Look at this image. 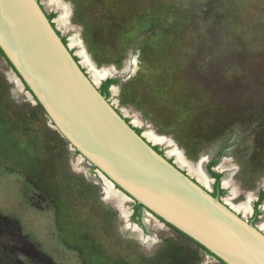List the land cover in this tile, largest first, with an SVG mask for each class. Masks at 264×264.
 I'll return each instance as SVG.
<instances>
[{"label":"rangeland","instance_id":"obj_1","mask_svg":"<svg viewBox=\"0 0 264 264\" xmlns=\"http://www.w3.org/2000/svg\"><path fill=\"white\" fill-rule=\"evenodd\" d=\"M58 2L67 25L43 0L81 61L115 71L99 83L117 80L108 96L156 147L176 160L170 139L189 172L234 170L235 203L264 188V0ZM79 156L0 52V264H223L145 225L133 199L120 209Z\"/></svg>","mask_w":264,"mask_h":264},{"label":"water","instance_id":"obj_2","mask_svg":"<svg viewBox=\"0 0 264 264\" xmlns=\"http://www.w3.org/2000/svg\"><path fill=\"white\" fill-rule=\"evenodd\" d=\"M46 11L43 0H0V48L69 145L141 203L144 214L148 211L173 225L215 258L226 264H264V230L258 222L234 209L224 196L213 195L166 150L139 133L101 92L103 80L96 84L76 59L79 55L69 37L63 40L57 16L49 18ZM204 171L211 179L206 164Z\"/></svg>","mask_w":264,"mask_h":264},{"label":"bare ground","instance_id":"obj_3","mask_svg":"<svg viewBox=\"0 0 264 264\" xmlns=\"http://www.w3.org/2000/svg\"><path fill=\"white\" fill-rule=\"evenodd\" d=\"M59 0H48V3L50 5H57L59 4L61 9V16H60V23L63 24H68V22L70 23V14H71V9H70V13L68 11H66V9L63 8V6L58 2ZM64 1V0H63ZM58 16V15H57ZM57 18V17H56ZM79 33V32H78ZM74 34V33H73ZM69 41V40H68ZM82 50V48H80ZM81 58H82V64L85 65L88 68V71H90V75L92 77V79L95 81V83H99V81L101 79H103L106 76L112 75L115 73L114 70L112 69H96L93 67V65H90V63L88 62V58L86 56L85 53L81 54ZM117 73V72H116ZM113 91L116 92L117 88L116 86L113 87ZM147 131V130H146ZM146 131L144 132V134L146 133ZM146 136V135H145ZM151 139L153 138L151 134L148 135ZM148 136H146L148 138ZM150 138H148L150 140ZM151 141V140H150ZM153 142V141H151ZM155 143V142H154ZM163 143L169 144L170 145V153H174L176 155V162L179 165H186L184 160L182 159V154L179 148L175 147V144L170 140V139H164ZM168 155V154H167ZM84 158H82V156L80 155L78 159H76V162L78 164L81 163V161ZM225 160V159H224ZM226 162V161H225ZM219 169V168H218ZM99 171V170H98ZM192 174H195L196 177L205 185H209V178L207 177L205 171H204V167H203V161L202 159L199 160L198 162V166L195 169H191L190 171ZM100 174V175H99ZM98 175L102 178V180L104 181V190L106 191V193L111 196L112 198L117 200V205L120 209L125 210L127 208V203L129 201H131L132 198H130L129 196H127L125 193H123L120 189H115V185L112 183V181H110L103 173H99ZM230 173H227V175L224 178L225 184L228 185L230 183ZM234 193V191H233ZM250 196L248 197L247 200H245L244 202H242L240 205L236 206L239 207L240 209H242L247 216V212L249 211V207L251 204L250 201ZM226 200V199H225ZM263 209H264V204H263ZM262 209V210H263ZM152 221L154 222H158L159 220L157 217H154V215L150 214V212L146 211L145 212V216H144V223L145 225L150 224ZM259 227H261V229L264 230V217L263 220L259 222Z\"/></svg>","mask_w":264,"mask_h":264},{"label":"flooded vegetation","instance_id":"obj_4","mask_svg":"<svg viewBox=\"0 0 264 264\" xmlns=\"http://www.w3.org/2000/svg\"><path fill=\"white\" fill-rule=\"evenodd\" d=\"M54 12V10H53ZM47 16L49 18H52L51 15H53V13H50V11H46ZM65 37V36H63ZM104 82L105 80L102 81L99 89L101 90V92H103V87H104ZM213 163V164H212ZM217 165V161H210L206 166L208 171L211 174V189H212V194L213 195H219V196H224L225 193V187L222 184V179L223 176L219 173V171L215 168ZM234 177V176H233ZM233 180V178H232ZM249 191H253V190H249ZM238 192L239 194L237 195V198H235V201L240 202L242 200H239V196L240 194L243 192L241 191V188L238 187ZM248 192V191H246ZM245 192V193H246ZM245 195V194H244ZM264 196V188H261L260 190H257V197L255 199L252 200L251 202V214L249 217V220H253L254 222L259 221L260 219L262 220L264 217V212L261 208L262 203L264 202V198L261 199V197ZM259 203V204H257Z\"/></svg>","mask_w":264,"mask_h":264},{"label":"crops","instance_id":"obj_5","mask_svg":"<svg viewBox=\"0 0 264 264\" xmlns=\"http://www.w3.org/2000/svg\"><path fill=\"white\" fill-rule=\"evenodd\" d=\"M217 168H219L220 169V165L219 166H217ZM227 173H231V180H230V183L228 184V185H226L225 184V181H224V178H225V176L227 175ZM226 173V175L223 177V185L225 186V187H229L230 189H231V192H230V194L229 195H225L224 196V199H226L225 201L229 204V205H231L234 209H236L237 211H239L240 213H242L245 217H248L250 214H251V208L249 207V211L247 212V216H246V213L242 210V209H240L239 207H236V206H238V205H240L241 203H235V198H236V195H237V191H238V188L235 186V185H233V183H232V176H233V173H234V170H229L228 172ZM205 185V184H204ZM210 185H211V180L209 179V185H205V186H207V187H210ZM233 186H235L236 187V192L235 193H233L232 192V188H233ZM250 196V201L252 202V200L253 199H255L256 197H257V191H250V192H248V194L246 195V200L248 199V197ZM264 204V203H263ZM263 204H262V206H261V208L263 209ZM263 211H264V209H263ZM263 220V219H262ZM260 222V221H259ZM259 224V223H258Z\"/></svg>","mask_w":264,"mask_h":264},{"label":"trees","instance_id":"obj_6","mask_svg":"<svg viewBox=\"0 0 264 264\" xmlns=\"http://www.w3.org/2000/svg\"><path fill=\"white\" fill-rule=\"evenodd\" d=\"M53 15H51V17H52ZM63 40L65 41V42H67V39H66V37H63ZM0 52H1V54L3 55V56H5V53L2 51V49L0 48ZM76 59L78 60L79 58L78 57H76ZM10 65L12 66V64L10 63ZM113 83H117V80L116 79H112V78H109V79H107V80H105V82H104V87H103V93H105L106 95H108V93L110 92V86L113 84ZM25 87H26V89L27 90H29L30 91V88H29V86L28 85H25ZM38 105H40L41 107H42V105L40 104V103H38ZM43 108V107H42ZM128 120V119H127ZM136 130L139 132V133H141L142 131H141V129L140 128H136ZM155 148H157L156 146H155ZM77 153H78V151H77ZM213 164V163H212ZM93 168H95L94 166H93ZM264 198V196H262L261 197V199H263ZM257 204H259V203H257ZM144 208V206L141 204V203H138V202H136V204H135V215L136 216H138L140 213H141V210ZM167 225H169V226H171V227H173L174 229H176L173 225H171V224H169V223H166ZM176 230H178V229H176ZM179 231V230H178ZM179 232H181V231H179ZM182 233V232H181ZM184 234V233H183ZM191 239V238H190ZM192 240V239H191ZM193 241V240H192ZM193 242H195L199 247H201L202 249H204L205 251H207L210 255H212V256H216V255H214L212 252H210V251H208L203 245H201V244H199V243H197L196 241H193ZM218 260H220L223 264H226V263H224L220 258H218V257H216Z\"/></svg>","mask_w":264,"mask_h":264}]
</instances>
